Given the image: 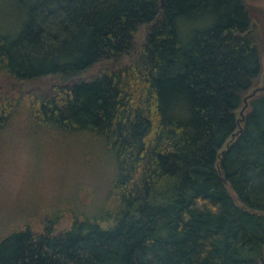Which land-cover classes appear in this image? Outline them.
<instances>
[{"label": "trees", "instance_id": "obj_1", "mask_svg": "<svg viewBox=\"0 0 264 264\" xmlns=\"http://www.w3.org/2000/svg\"><path fill=\"white\" fill-rule=\"evenodd\" d=\"M15 1L20 27L0 21V135L83 139L109 173L96 206L0 222V264H264V92L227 146L262 79L248 2Z\"/></svg>", "mask_w": 264, "mask_h": 264}, {"label": "rangeland", "instance_id": "obj_2", "mask_svg": "<svg viewBox=\"0 0 264 264\" xmlns=\"http://www.w3.org/2000/svg\"><path fill=\"white\" fill-rule=\"evenodd\" d=\"M246 1L257 19L264 24V0ZM21 15L23 14L17 8L15 0H0V21L6 22L3 25L6 29L17 30L21 25ZM13 24L17 26L12 28ZM261 43L263 79L264 39ZM58 140H62L59 135H49L46 132L28 139L23 130L17 129L12 132L7 130L0 135L2 225L12 223L15 227H20L29 222L33 224L40 218L37 214L26 220L23 218L41 205H61L64 199L79 197L83 203H93L96 206L104 196L107 185L104 171L106 168L109 173V163L99 155L97 145L76 138H69L65 142ZM96 160L100 163L95 162ZM83 185L86 187H82ZM90 188L97 193L94 198L89 194ZM40 209L43 211L44 208ZM65 213L58 223L61 229L68 226L71 215L70 211Z\"/></svg>", "mask_w": 264, "mask_h": 264}, {"label": "water", "instance_id": "obj_3", "mask_svg": "<svg viewBox=\"0 0 264 264\" xmlns=\"http://www.w3.org/2000/svg\"><path fill=\"white\" fill-rule=\"evenodd\" d=\"M264 92V79L262 80V83L258 86H256L255 88H253L244 98V105L242 107V109L240 110V114H241V118L239 120L240 123V128L237 132H235L232 135L231 140L227 143V146H229L231 144V142L240 134V132L242 131V122L244 121V115L245 112L247 111V109L249 108V102L252 98H254L256 95H258L259 93Z\"/></svg>", "mask_w": 264, "mask_h": 264}]
</instances>
